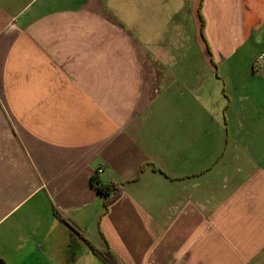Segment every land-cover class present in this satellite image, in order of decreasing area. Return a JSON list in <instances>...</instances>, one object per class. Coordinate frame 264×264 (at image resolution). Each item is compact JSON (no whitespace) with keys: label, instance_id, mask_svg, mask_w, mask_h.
Wrapping results in <instances>:
<instances>
[{"label":"crops","instance_id":"crops-1","mask_svg":"<svg viewBox=\"0 0 264 264\" xmlns=\"http://www.w3.org/2000/svg\"><path fill=\"white\" fill-rule=\"evenodd\" d=\"M260 54L264 0H0V264H264Z\"/></svg>","mask_w":264,"mask_h":264},{"label":"trees","instance_id":"trees-1","mask_svg":"<svg viewBox=\"0 0 264 264\" xmlns=\"http://www.w3.org/2000/svg\"><path fill=\"white\" fill-rule=\"evenodd\" d=\"M203 21L200 17V28L202 30ZM143 167L140 168L141 172ZM92 183L96 186L98 192L101 194L103 198V206L104 210L107 209L109 204H111L121 193L120 187L116 184L109 183V184H102L97 180L92 179ZM91 249L96 256H98L104 264H119L116 257L107 249H101L91 245Z\"/></svg>","mask_w":264,"mask_h":264},{"label":"built area","instance_id":"built-area-1","mask_svg":"<svg viewBox=\"0 0 264 264\" xmlns=\"http://www.w3.org/2000/svg\"><path fill=\"white\" fill-rule=\"evenodd\" d=\"M264 63V55L263 54H260L256 57L254 63H253V66L254 68H258L260 67L262 64ZM102 170L101 169H97L96 170V173H100Z\"/></svg>","mask_w":264,"mask_h":264}]
</instances>
